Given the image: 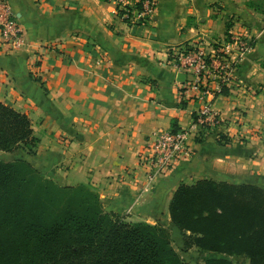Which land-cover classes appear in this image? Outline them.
Returning <instances> with one entry per match:
<instances>
[{
  "label": "crops",
  "instance_id": "0c3cea01",
  "mask_svg": "<svg viewBox=\"0 0 264 264\" xmlns=\"http://www.w3.org/2000/svg\"><path fill=\"white\" fill-rule=\"evenodd\" d=\"M4 1L29 46L14 51L0 39V103L29 118L39 143L24 158L40 175L90 186L106 212L161 225L181 246L168 210L180 184L264 189V14L247 7L254 0H151L142 21L119 14L126 4L133 14L142 0ZM235 35L256 40L212 102L221 122L189 140L187 157L145 191L137 156L149 137L191 121L190 106L179 101L186 78L166 65V52L225 48ZM191 251L181 254L187 260ZM241 258L248 264L229 259Z\"/></svg>",
  "mask_w": 264,
  "mask_h": 264
},
{
  "label": "trees",
  "instance_id": "16d2710c",
  "mask_svg": "<svg viewBox=\"0 0 264 264\" xmlns=\"http://www.w3.org/2000/svg\"><path fill=\"white\" fill-rule=\"evenodd\" d=\"M247 7L264 14L253 2ZM38 143L29 118L0 103V153L33 155ZM168 210L183 252L264 264V189L212 180L180 184ZM227 258L205 264H234ZM0 264L187 263L166 228L126 223L105 211L90 186H59L18 158L0 159Z\"/></svg>",
  "mask_w": 264,
  "mask_h": 264
},
{
  "label": "built area",
  "instance_id": "2783aa9c",
  "mask_svg": "<svg viewBox=\"0 0 264 264\" xmlns=\"http://www.w3.org/2000/svg\"><path fill=\"white\" fill-rule=\"evenodd\" d=\"M141 5V10L133 14L126 9L129 5L123 6L124 18L131 15L142 21L152 14L151 0H142ZM0 39L14 51L29 46L15 14L4 0H0ZM231 39L225 48L206 51L201 46L189 44L166 52V65L186 78L179 90V101L190 106L191 121L184 130L165 131L149 137L145 149L137 156L138 169L146 178L145 191L151 190L156 178L171 172L187 157L189 140L200 139L221 122L212 102L230 85L236 65L252 49L251 37L235 35Z\"/></svg>",
  "mask_w": 264,
  "mask_h": 264
},
{
  "label": "rangeland",
  "instance_id": "374dc122",
  "mask_svg": "<svg viewBox=\"0 0 264 264\" xmlns=\"http://www.w3.org/2000/svg\"><path fill=\"white\" fill-rule=\"evenodd\" d=\"M254 4H255V6H258V9L259 10H264V0H254V1H252ZM137 5V4H136ZM135 5V6H136ZM141 5V4H140ZM154 7V6H153ZM141 8H142V5H141ZM154 9V8H153ZM228 40V39H227ZM251 40V43L253 44L254 42H255V40H256V38H253V39H250ZM232 42V39H230L229 38V43H231ZM247 55V54H246ZM240 62V61H239ZM239 62H238V64L236 65V68L239 66ZM255 94H257V91H253L252 92V95H255ZM256 134H259V132L258 133H256ZM226 143L227 142H225V144L224 145H226ZM37 149V148H36ZM18 152V153H17ZM22 152V153H21ZM35 153H36V150H35ZM23 154V155H22ZM34 155V154H33ZM31 157V154H27L25 151H22V150H18V151H16V152H14V153H12V154H10V155H8L7 153H1L0 154V159L1 160H3V161H5V162H11V161H14V160H16V159H18V158H22V159H24V160H26L25 158H27V157ZM25 157V158H24ZM27 161V160H26ZM29 162V161H28ZM44 177V176H43ZM50 180V179H49ZM52 181V180H51ZM54 182V181H53ZM55 183V182H54ZM167 229V228H166ZM168 230V229H167ZM170 232V231H169ZM171 233V232H170ZM181 234V233H180ZM171 238H172V245H173V248L175 249V251L178 253V255L186 262L187 260V264H191L189 261H191V259H193V260H196L195 262H196V264H205V262L207 261V260H210V259H223V258H227V257H225V256H223V255H218V254H212V255H208V254H206V253H200V255L199 256H197L196 255V252H198V251H194L193 249L194 248H191L190 250H192L191 251V255L187 258V260H186V257H184V256H182V252H183V244H182V246H181V244H180V242L179 241H177V240H173V237H172V235H171ZM181 241H182V239H181ZM183 242V241H182ZM190 250H188V251H190ZM187 253V252H186ZM230 257H228L227 259L228 260H230L231 262H233L234 264H243L244 263V260L241 258L240 260L238 259V260H236V259H229Z\"/></svg>",
  "mask_w": 264,
  "mask_h": 264
},
{
  "label": "water",
  "instance_id": "95a60500",
  "mask_svg": "<svg viewBox=\"0 0 264 264\" xmlns=\"http://www.w3.org/2000/svg\"><path fill=\"white\" fill-rule=\"evenodd\" d=\"M183 77H184L183 75H180V76H178V79L183 78Z\"/></svg>",
  "mask_w": 264,
  "mask_h": 264
}]
</instances>
